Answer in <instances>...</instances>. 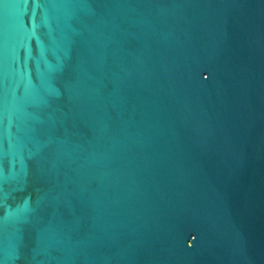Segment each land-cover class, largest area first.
<instances>
[{
	"label": "water",
	"instance_id": "1",
	"mask_svg": "<svg viewBox=\"0 0 264 264\" xmlns=\"http://www.w3.org/2000/svg\"><path fill=\"white\" fill-rule=\"evenodd\" d=\"M0 264H264V0H0Z\"/></svg>",
	"mask_w": 264,
	"mask_h": 264
}]
</instances>
